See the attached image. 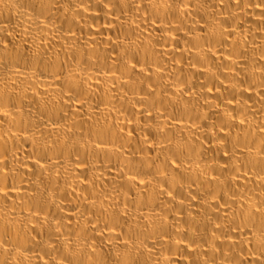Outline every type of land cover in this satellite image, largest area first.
<instances>
[{"label":"bare ground","instance_id":"obj_1","mask_svg":"<svg viewBox=\"0 0 264 264\" xmlns=\"http://www.w3.org/2000/svg\"><path fill=\"white\" fill-rule=\"evenodd\" d=\"M0 264H264V0H0Z\"/></svg>","mask_w":264,"mask_h":264}]
</instances>
